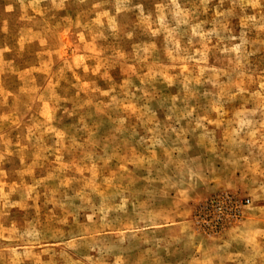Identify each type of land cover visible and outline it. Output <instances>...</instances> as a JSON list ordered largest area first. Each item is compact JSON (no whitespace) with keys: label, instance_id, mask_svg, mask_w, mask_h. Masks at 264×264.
Segmentation results:
<instances>
[{"label":"rangeland","instance_id":"1","mask_svg":"<svg viewBox=\"0 0 264 264\" xmlns=\"http://www.w3.org/2000/svg\"><path fill=\"white\" fill-rule=\"evenodd\" d=\"M0 264H264V0H0Z\"/></svg>","mask_w":264,"mask_h":264}]
</instances>
